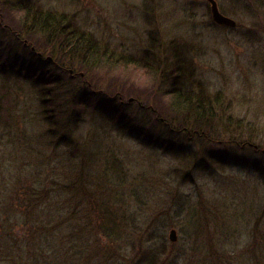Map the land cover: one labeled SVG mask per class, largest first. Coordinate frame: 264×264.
I'll list each match as a JSON object with an SVG mask.
<instances>
[{
	"label": "rangeland",
	"instance_id": "374dc122",
	"mask_svg": "<svg viewBox=\"0 0 264 264\" xmlns=\"http://www.w3.org/2000/svg\"><path fill=\"white\" fill-rule=\"evenodd\" d=\"M30 1L67 15L76 30L114 55V63L121 61L110 68L67 58V69L57 72L69 78V69L82 71L84 77L61 86L86 88L89 95L72 146L47 144L33 81L0 75V97L15 118L11 126L0 122V169L28 167L33 177L41 172L40 178L67 185L52 196L70 206L57 219L63 224L53 242L40 247L43 263L146 264L145 251L154 249L164 253L159 264H239L246 245L264 244V177L250 161L264 162V0H217L237 20L235 28L213 24L208 0ZM23 3L0 0V46L25 57L31 23L17 11ZM37 33L31 34L38 35L46 58L50 38ZM176 68L183 73L180 83L201 89L209 101L221 96L228 112H217L209 132L214 140L178 134L181 125L167 94L176 88L170 74ZM114 96L130 117L144 119L149 132L159 134L157 145H145L146 139L104 117L97 104ZM232 139L259 149L241 151L238 144L227 145ZM169 140L183 144L181 154L162 147ZM222 150L230 153L227 166L202 168L206 154L219 159ZM233 151L248 159L244 166L236 164ZM76 181L78 191L68 185ZM34 251L31 256L39 253ZM11 252L0 244V264H13Z\"/></svg>",
	"mask_w": 264,
	"mask_h": 264
},
{
	"label": "trees",
	"instance_id": "16d2710c",
	"mask_svg": "<svg viewBox=\"0 0 264 264\" xmlns=\"http://www.w3.org/2000/svg\"><path fill=\"white\" fill-rule=\"evenodd\" d=\"M22 1L19 0V4L23 3ZM28 2L16 6L17 11L23 15L24 23L28 25V20L31 23V26L27 28L28 35L25 36L24 45L27 48L30 47V49L34 45L37 50L39 48L42 51L35 41L38 35H32L31 33L48 34L50 45H52L49 49V56L52 59H41L32 49L30 50L31 55H25V58L24 55L18 52L7 51L6 48L0 46V75L6 79L11 77L33 81L39 87L41 110L47 125V144L56 147L61 145L72 146V134L82 118L80 107L89 104V95L86 88H63L61 85L68 81L66 79L73 81L75 75L69 74L70 77L68 78L57 72H61L66 66H69L66 62L67 58H79L82 66L108 65L110 68L118 63L120 64L121 61L117 60V63H114L115 61H112L114 55L102 48L86 32L76 30L67 15L42 11L34 7L30 0ZM213 24L216 25L214 22ZM16 36L20 38L19 34H16ZM126 62L128 61L124 60V64H127ZM170 74L176 88H172L167 94L171 96L172 111L179 118V124L181 125L178 134H187L190 140H193L194 137H207L210 141L214 140L209 132H212L211 130L214 128L217 112H221V114L228 112L223 105L224 103L220 101L221 96L217 95L214 100L209 101L205 92L201 89L195 91L193 87L180 83L183 74L181 68L172 69ZM117 101V96L111 97L107 104L98 102L97 108L103 113L104 117L112 120V122L116 119L118 129L128 132L142 142L146 139L145 145L147 146L157 145L160 141L159 134L150 133L149 127L143 122L144 119L137 116L130 117L125 110L126 105L123 101ZM10 113L11 110L6 103V99L0 97V122L9 126L14 124L15 118L9 116ZM227 120V122H230L229 119ZM189 121L192 123L191 127L188 126ZM166 124L169 125L168 122ZM167 136L171 139L173 135ZM224 142L222 140L218 141V143ZM226 143L230 146L240 145L241 151L243 150L242 147L248 148L251 146L250 142L233 139L226 141ZM181 145L183 144L169 140L166 143L164 142L162 147H165V150L169 152L181 154L178 153V150L182 147ZM258 149L259 147L256 148V152ZM225 153V150L217 153L216 156L219 159L206 154V161H201L202 168L205 166L209 168L227 166L228 162L230 163V160H228L230 153L229 155ZM231 154L235 157L237 165L244 166L248 161L246 157L239 155L243 159L240 162V158L235 151ZM250 161L251 168L254 171H260L264 177V164H262L264 162ZM37 174L39 177H33L36 175L34 172H29L28 167L15 169L2 167L0 169V220H2L0 222V244H4L6 250L11 249V253L14 255L13 264H44L43 250L40 247L43 244L53 242L58 233L57 231L61 229L63 224L57 222V219L61 217L62 211L70 206L62 199L52 197L61 193L65 188L67 189V185L65 186L62 181L59 182L55 178L49 182L47 177L40 178L41 172H37ZM31 176L32 178H30ZM10 183L12 185L9 188ZM79 183V181H76L68 185L73 190L78 191ZM108 220L113 221L112 216H109ZM50 224L51 226H49ZM30 248L32 249L29 250ZM34 248L35 250L38 249L39 253L31 256V253L36 252ZM162 254L164 253L147 249L143 259L146 264H159L161 263ZM238 256L239 264H264V244H248Z\"/></svg>",
	"mask_w": 264,
	"mask_h": 264
},
{
	"label": "water",
	"instance_id": "95a60500",
	"mask_svg": "<svg viewBox=\"0 0 264 264\" xmlns=\"http://www.w3.org/2000/svg\"><path fill=\"white\" fill-rule=\"evenodd\" d=\"M209 2L211 3V13H212V17L213 20L222 26H228V27H236L237 26V21L228 16L225 15L224 13L221 12L219 5L217 3L216 0H209ZM133 99H130V101H132ZM251 145H254L251 143ZM255 147H257V145H254ZM264 151V149H263ZM169 238L171 241L175 242L177 240V231L176 229H171L170 230V235Z\"/></svg>",
	"mask_w": 264,
	"mask_h": 264
},
{
	"label": "flooded vegetation",
	"instance_id": "af4514ba",
	"mask_svg": "<svg viewBox=\"0 0 264 264\" xmlns=\"http://www.w3.org/2000/svg\"><path fill=\"white\" fill-rule=\"evenodd\" d=\"M82 1H86V0H82ZM217 1V0H216ZM208 2H209V0H208ZM218 3V2H217ZM209 4H210V8H211V3L209 2ZM219 5V4H218ZM220 8V7H219ZM31 49L33 50V51H36V53L38 54V56L41 58V59H45V57H44V55H45V53L43 52V51H40V50H37V48L33 45V46H31ZM47 57H49V55L48 56H46V58ZM70 70V74L71 75H75V76H77V75H79L80 77H84V74H82V72H79V73H76L73 69H69ZM72 70V71H71Z\"/></svg>",
	"mask_w": 264,
	"mask_h": 264
}]
</instances>
